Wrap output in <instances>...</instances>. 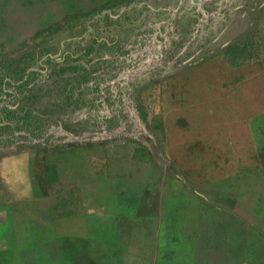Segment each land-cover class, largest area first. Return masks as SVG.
I'll use <instances>...</instances> for the list:
<instances>
[{
  "label": "rangeland",
  "instance_id": "1",
  "mask_svg": "<svg viewBox=\"0 0 264 264\" xmlns=\"http://www.w3.org/2000/svg\"><path fill=\"white\" fill-rule=\"evenodd\" d=\"M106 186L84 262L264 264V0H0V218Z\"/></svg>",
  "mask_w": 264,
  "mask_h": 264
},
{
  "label": "crops",
  "instance_id": "2",
  "mask_svg": "<svg viewBox=\"0 0 264 264\" xmlns=\"http://www.w3.org/2000/svg\"><path fill=\"white\" fill-rule=\"evenodd\" d=\"M110 193L109 186H106L102 193L103 205L99 203L103 211L97 214H94L95 211L86 212L89 209L78 194L77 203L83 209L70 215H79L87 221L83 222L80 229L57 227V222L51 221L56 219L51 212L50 215L44 211L39 212L35 220H44L46 223L41 225H37L35 221L22 225L14 212H6L0 218V251L3 252L0 254V264H93L89 260L84 262L77 251L92 250V246L100 250L102 245L108 246L111 242H117L113 223L119 216L111 214L106 207ZM48 252L54 253L49 255Z\"/></svg>",
  "mask_w": 264,
  "mask_h": 264
}]
</instances>
